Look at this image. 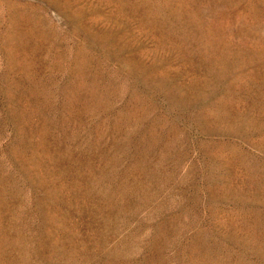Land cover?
<instances>
[{"label": "rangeland", "instance_id": "rangeland-1", "mask_svg": "<svg viewBox=\"0 0 264 264\" xmlns=\"http://www.w3.org/2000/svg\"><path fill=\"white\" fill-rule=\"evenodd\" d=\"M0 264H264V0H0Z\"/></svg>", "mask_w": 264, "mask_h": 264}]
</instances>
